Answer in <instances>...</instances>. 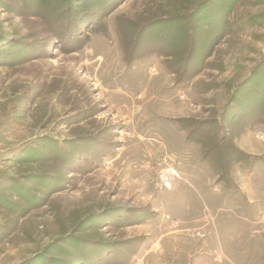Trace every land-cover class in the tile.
Returning <instances> with one entry per match:
<instances>
[{"label":"rangeland","instance_id":"1","mask_svg":"<svg viewBox=\"0 0 264 264\" xmlns=\"http://www.w3.org/2000/svg\"><path fill=\"white\" fill-rule=\"evenodd\" d=\"M248 91L264 98V0H0V264H264ZM211 133L251 157L228 181Z\"/></svg>","mask_w":264,"mask_h":264},{"label":"trees","instance_id":"2","mask_svg":"<svg viewBox=\"0 0 264 264\" xmlns=\"http://www.w3.org/2000/svg\"><path fill=\"white\" fill-rule=\"evenodd\" d=\"M105 8L106 7H102L101 5H99L98 8H96V12L94 14L95 20L93 18L83 19V21L81 22L82 23L81 25L85 28L87 27V33H89L90 30H92L94 28L96 30L97 24H100V25L103 24L104 14L100 15L99 17H98V14L100 13V11L101 12L103 10L105 11ZM87 15L89 16V14H87ZM182 20H184V19H182ZM205 27H207V25H205ZM175 28H176V30H177L176 32L178 34H184L185 36L180 37V42L178 44H176V46H174L175 47L174 54H173V52L170 53V56H168L169 53L166 54V57H172V62L174 64V68L180 67V64H182L180 57L185 56L187 54L189 55L190 51L191 52L193 51L192 47L189 50L187 46L190 43H191V46H193V43H194V41H192L194 39V34H192L194 29L192 31H191V29L185 30V29H183V27L180 24ZM123 42L127 44L126 41H123ZM197 43L200 44V42H197ZM74 44H75V48L68 50L66 53H74V52H77V51L81 50L82 48L86 47L89 44L88 36L83 35V37L81 39L77 38L74 41ZM201 48H203V47H201ZM208 57H210V55ZM186 70H188V68L183 69L182 72L185 74ZM173 74L177 75V71H173ZM251 79H254L252 77V74H250V76L247 77L240 86L245 87V86L250 85L247 88L252 89ZM242 89H243V87H240V92ZM236 92H237L236 96H238L239 90H236ZM250 93L248 91V93L246 94L247 98H245L244 101L242 100V102H240L241 105H237L239 108H241L243 110H241L239 112L240 115L239 114L236 115V116H238V118L234 117L235 119L239 120V122L241 123V126H240L241 130L239 133L240 136L244 135L248 130L250 131V130H253L255 127H258L260 125H264V98L260 99L259 101H254V100L249 101L248 94H250ZM244 102H248V104H247L248 106L246 107V110H244V105H243ZM211 134H212V136L209 139L210 144H205L207 146L206 150L211 155V162L214 164V167L217 169V171L219 173L220 181L221 182L228 181L230 179V172H231L233 165L236 164L237 162L247 161L251 157H247L242 152H240L239 148L236 146V144L234 145L233 143H231V141H229L228 138L224 137V138L220 139V137H218L217 134H215V133H211ZM215 148H216V150H215ZM216 151L218 152V154L220 156L217 155V153H215ZM220 161L222 163H220Z\"/></svg>","mask_w":264,"mask_h":264},{"label":"crops","instance_id":"3","mask_svg":"<svg viewBox=\"0 0 264 264\" xmlns=\"http://www.w3.org/2000/svg\"><path fill=\"white\" fill-rule=\"evenodd\" d=\"M260 127L264 128V125H260V126H258V127H255L254 130L247 131V132L243 135V137H242L241 139H243V138L249 136L251 133H253V131L257 130V129L260 128ZM240 141H241V140H240ZM240 141L236 142V144L238 145V143H239V145H240ZM240 147L243 148L241 145H240ZM243 149H244V148H243ZM244 150H245V149H244ZM245 151H247V150H245Z\"/></svg>","mask_w":264,"mask_h":264}]
</instances>
